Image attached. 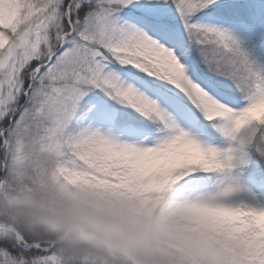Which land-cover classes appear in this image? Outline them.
Returning <instances> with one entry per match:
<instances>
[{
  "label": "snow or ice",
  "instance_id": "obj_1",
  "mask_svg": "<svg viewBox=\"0 0 264 264\" xmlns=\"http://www.w3.org/2000/svg\"><path fill=\"white\" fill-rule=\"evenodd\" d=\"M262 104L260 0H0L9 204L37 188L90 192V181L120 187L179 169L166 205L264 210V191L243 177L255 160L264 185V118L251 116ZM221 231L238 264H264V229ZM0 264L63 261L40 233L5 220Z\"/></svg>",
  "mask_w": 264,
  "mask_h": 264
},
{
  "label": "clouds",
  "instance_id": "obj_2",
  "mask_svg": "<svg viewBox=\"0 0 264 264\" xmlns=\"http://www.w3.org/2000/svg\"><path fill=\"white\" fill-rule=\"evenodd\" d=\"M251 116L264 118V104ZM179 179L176 169L120 187L90 181V192L37 188L15 204L0 199V224H27L55 247L63 264H238L221 230L264 229V210L166 205L163 198Z\"/></svg>",
  "mask_w": 264,
  "mask_h": 264
},
{
  "label": "rangeland",
  "instance_id": "obj_3",
  "mask_svg": "<svg viewBox=\"0 0 264 264\" xmlns=\"http://www.w3.org/2000/svg\"><path fill=\"white\" fill-rule=\"evenodd\" d=\"M205 11H207V10H205ZM203 22H209V20L207 18H205ZM181 27H182V25H181ZM184 35H185V39H187V34L185 33ZM129 110H131V109H129ZM246 157H247L246 153H241L239 159H247ZM243 177H244V181L247 184V186L249 188H251L253 191H255V192L264 191V185L258 183L256 180H251L248 177H245L244 175H243Z\"/></svg>",
  "mask_w": 264,
  "mask_h": 264
},
{
  "label": "trees",
  "instance_id": "obj_4",
  "mask_svg": "<svg viewBox=\"0 0 264 264\" xmlns=\"http://www.w3.org/2000/svg\"><path fill=\"white\" fill-rule=\"evenodd\" d=\"M260 2L264 3V0H260ZM246 158L248 159V156ZM248 167L250 169H252V171L245 172L243 175L245 177H248L249 179L253 180V179H255L254 177H255V173H256L257 169L261 168L262 165L259 162L253 160V162L251 164H249Z\"/></svg>",
  "mask_w": 264,
  "mask_h": 264
}]
</instances>
